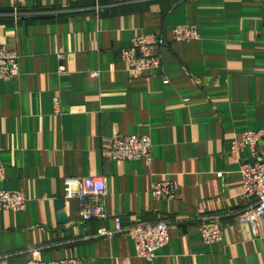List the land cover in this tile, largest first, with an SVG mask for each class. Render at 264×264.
<instances>
[{
	"label": "crops",
	"instance_id": "obj_1",
	"mask_svg": "<svg viewBox=\"0 0 264 264\" xmlns=\"http://www.w3.org/2000/svg\"><path fill=\"white\" fill-rule=\"evenodd\" d=\"M176 26L198 39L174 42ZM154 33L166 40L161 68L132 73L120 53ZM0 45L19 57L18 75L0 81V190L26 198L23 211H0V264H26L36 247L44 262L264 264V218L255 234L241 221L239 174L264 156V0H0ZM257 130L255 156L232 153ZM113 134L148 138L149 161L108 160ZM93 177L105 181L104 221H82L64 199L66 179ZM166 180L176 198L157 201ZM114 217L125 228L174 221L169 243L146 262L129 232L95 238ZM203 226L221 240L203 244Z\"/></svg>",
	"mask_w": 264,
	"mask_h": 264
},
{
	"label": "built area",
	"instance_id": "obj_2",
	"mask_svg": "<svg viewBox=\"0 0 264 264\" xmlns=\"http://www.w3.org/2000/svg\"><path fill=\"white\" fill-rule=\"evenodd\" d=\"M53 2L54 0H46ZM198 39V33L193 26H176L172 29L174 42L194 41ZM166 44L162 34L138 35L131 41V46L120 53V59L125 67L132 73L159 70L161 58L159 49ZM62 55L57 60L62 62ZM19 57L16 52L8 51L4 45H0V81H9L19 73ZM58 74H63L65 68L62 64L57 69ZM56 112L59 110V100L54 99ZM263 138V131H249L242 133L232 143V153H239L249 149L255 156V146ZM151 142L146 137L134 135L113 134L109 144L103 150V156L108 160L117 162H132L144 159L149 161ZM3 167L0 163V177L3 175ZM239 174L243 189V196L249 205L241 218L248 223L256 233L259 219L264 218V156L256 158L253 163L243 162L240 165ZM178 185L170 180L157 182L152 195L157 201H172L176 198ZM106 185L101 177L66 179L64 182V199H76L79 203V217L82 221L106 220L105 198ZM26 206V198L22 192H7L0 190V211H23ZM113 228H102L94 235L95 238H110L117 234L129 232L133 238L137 256L146 261H152L156 252L169 243V229L174 221L160 220L155 222H142L128 228L122 226L118 217L112 219ZM203 244L211 245L222 238V232L211 227L203 226L200 229ZM43 248L36 247L27 251L26 264H82L78 258H63L44 262L41 259Z\"/></svg>",
	"mask_w": 264,
	"mask_h": 264
},
{
	"label": "water",
	"instance_id": "obj_3",
	"mask_svg": "<svg viewBox=\"0 0 264 264\" xmlns=\"http://www.w3.org/2000/svg\"><path fill=\"white\" fill-rule=\"evenodd\" d=\"M63 201H58V203H57V210H59V220L61 221V222H65L66 221V217H65V215L61 212L62 211V209H63V203H62Z\"/></svg>",
	"mask_w": 264,
	"mask_h": 264
}]
</instances>
